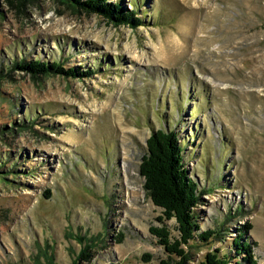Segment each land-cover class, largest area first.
Wrapping results in <instances>:
<instances>
[{"label":"rangeland","instance_id":"374dc122","mask_svg":"<svg viewBox=\"0 0 264 264\" xmlns=\"http://www.w3.org/2000/svg\"><path fill=\"white\" fill-rule=\"evenodd\" d=\"M108 2L140 25L73 0H0V264L180 260L151 230L181 240L140 172L159 129L185 140L199 225L221 233L183 242L187 264H253L241 230L264 264V0ZM32 59L90 72L15 66Z\"/></svg>","mask_w":264,"mask_h":264},{"label":"trees","instance_id":"16d2710c","mask_svg":"<svg viewBox=\"0 0 264 264\" xmlns=\"http://www.w3.org/2000/svg\"><path fill=\"white\" fill-rule=\"evenodd\" d=\"M20 2L23 0H19ZM30 1V0H26ZM77 7H90L100 11L112 18L116 23H130L140 25L141 20L132 11H126L120 3H110L108 0H73ZM15 66L22 69H29L33 75L52 76L54 74L81 75L89 72H79L75 68H64L56 61H43L41 59L17 61ZM1 95V93H0ZM185 140L176 130L159 129L147 140V152L143 156L140 172L145 178V187L149 192L153 202L163 210L168 219L175 218L179 224L181 240L175 242L170 240V232L167 228H152L151 230L161 239L169 253H175L180 260H162L161 264H187L190 260L188 251L180 248L182 243L190 244L209 241L215 236L217 239L221 233L215 229L202 230L199 219L196 216L195 208L202 199L203 193L199 190V184L193 180L185 164ZM2 165H0V168ZM51 194V193H50ZM246 234L241 230L240 235L234 239L236 254L244 255L243 259L255 264L251 244L242 237ZM117 243H122L124 236L122 233L117 235ZM80 242H87L84 236H78ZM90 243H94L92 239ZM89 245L84 247V251ZM84 251L82 255L84 254ZM219 251V250H218ZM46 255L45 263L37 264H56L53 255ZM81 256V255H80ZM80 258V257H79ZM230 254L209 253L206 262L201 264H230ZM234 264H244L239 260Z\"/></svg>","mask_w":264,"mask_h":264}]
</instances>
